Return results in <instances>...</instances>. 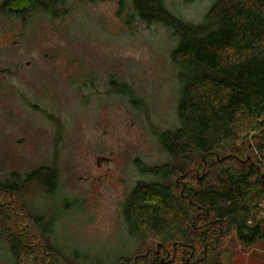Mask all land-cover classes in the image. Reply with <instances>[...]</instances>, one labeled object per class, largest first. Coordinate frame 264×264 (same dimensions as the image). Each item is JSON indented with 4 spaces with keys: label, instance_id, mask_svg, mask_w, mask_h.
Listing matches in <instances>:
<instances>
[{
    "label": "rangeland",
    "instance_id": "obj_1",
    "mask_svg": "<svg viewBox=\"0 0 264 264\" xmlns=\"http://www.w3.org/2000/svg\"><path fill=\"white\" fill-rule=\"evenodd\" d=\"M216 1L164 0L168 26L143 21L133 0H57L27 16L0 0V188L10 185L0 190V264H17L9 241L23 215L24 264H46L45 250L54 264H135L156 251L132 236L124 207L137 184L156 180L148 168L171 170L175 189L203 171L202 157L172 156L162 136L180 127L187 77L172 56L176 19L200 25ZM252 124L241 120V138ZM47 169L55 180L34 179ZM224 242L205 261L151 252L138 264H264V242Z\"/></svg>",
    "mask_w": 264,
    "mask_h": 264
},
{
    "label": "trees",
    "instance_id": "obj_2",
    "mask_svg": "<svg viewBox=\"0 0 264 264\" xmlns=\"http://www.w3.org/2000/svg\"><path fill=\"white\" fill-rule=\"evenodd\" d=\"M55 1L3 0V7L27 16ZM133 3L143 21L170 25L164 0ZM176 21L181 40L172 56L187 77L179 100L180 127L163 134L162 141L174 157H202L203 171L194 181L193 171L185 172L175 189L171 170H145L156 180L137 184L124 217L132 236L155 240L157 246L137 256L135 264L151 252L169 256L171 249L172 257L166 258L172 262L187 251L188 263L196 262L200 252L205 261L233 233L247 247L264 242V0H217L202 24ZM241 120L253 122V133L243 138ZM42 174L33 177L43 182L56 178L53 169ZM13 211L7 210V217ZM22 217L20 234L9 241L17 264H24L29 246L24 237L31 219ZM46 252V264H54L52 252Z\"/></svg>",
    "mask_w": 264,
    "mask_h": 264
}]
</instances>
